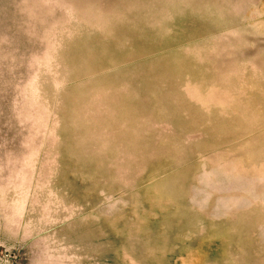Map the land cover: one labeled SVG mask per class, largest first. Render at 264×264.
Segmentation results:
<instances>
[{
	"label": "rangeland",
	"instance_id": "1",
	"mask_svg": "<svg viewBox=\"0 0 264 264\" xmlns=\"http://www.w3.org/2000/svg\"><path fill=\"white\" fill-rule=\"evenodd\" d=\"M0 264H264V0H0Z\"/></svg>",
	"mask_w": 264,
	"mask_h": 264
}]
</instances>
